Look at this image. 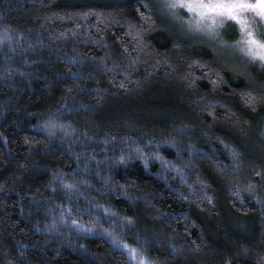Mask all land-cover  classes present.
Masks as SVG:
<instances>
[{
    "label": "trees",
    "instance_id": "trees-1",
    "mask_svg": "<svg viewBox=\"0 0 264 264\" xmlns=\"http://www.w3.org/2000/svg\"><path fill=\"white\" fill-rule=\"evenodd\" d=\"M253 60L156 0H0V264H264Z\"/></svg>",
    "mask_w": 264,
    "mask_h": 264
},
{
    "label": "rangeland",
    "instance_id": "rangeland-1",
    "mask_svg": "<svg viewBox=\"0 0 264 264\" xmlns=\"http://www.w3.org/2000/svg\"><path fill=\"white\" fill-rule=\"evenodd\" d=\"M163 10L170 16L173 22L187 27L190 32L196 36H200L212 43L216 50L223 55L231 58L239 64L244 71L250 68V61L255 59L260 63L264 60L249 53L247 48L238 43L241 40L240 23L229 17H217L215 24L211 19H206L202 22H197L195 13L185 7H170L171 4H179L183 0H156ZM183 13V14H182ZM248 23L257 33L258 37L264 39V19L255 17L253 13L245 14ZM254 61V60H253Z\"/></svg>",
    "mask_w": 264,
    "mask_h": 264
},
{
    "label": "snow or ice",
    "instance_id": "snow-or-ice-1",
    "mask_svg": "<svg viewBox=\"0 0 264 264\" xmlns=\"http://www.w3.org/2000/svg\"><path fill=\"white\" fill-rule=\"evenodd\" d=\"M169 6L188 8L195 13L198 23L211 19L215 24L218 16L238 21L242 33L238 43H242L250 54L264 60V39L258 37L245 15L251 12L255 17L264 19V0H183Z\"/></svg>",
    "mask_w": 264,
    "mask_h": 264
}]
</instances>
